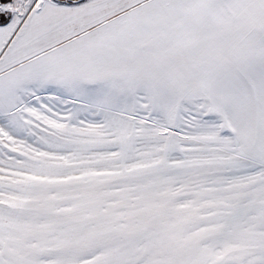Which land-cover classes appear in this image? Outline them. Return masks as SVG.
<instances>
[{
    "label": "snow or ice",
    "instance_id": "snow-or-ice-1",
    "mask_svg": "<svg viewBox=\"0 0 264 264\" xmlns=\"http://www.w3.org/2000/svg\"><path fill=\"white\" fill-rule=\"evenodd\" d=\"M0 264H264V0H0Z\"/></svg>",
    "mask_w": 264,
    "mask_h": 264
}]
</instances>
